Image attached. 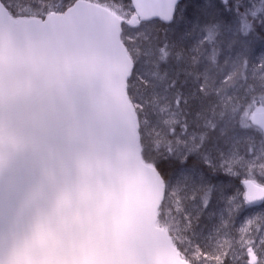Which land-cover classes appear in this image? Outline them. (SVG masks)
Masks as SVG:
<instances>
[{
    "label": "snow or ice",
    "instance_id": "6c2138e0",
    "mask_svg": "<svg viewBox=\"0 0 264 264\" xmlns=\"http://www.w3.org/2000/svg\"><path fill=\"white\" fill-rule=\"evenodd\" d=\"M59 17L102 53L87 119L138 143L179 264H264V0H0V32Z\"/></svg>",
    "mask_w": 264,
    "mask_h": 264
},
{
    "label": "water",
    "instance_id": "95a60500",
    "mask_svg": "<svg viewBox=\"0 0 264 264\" xmlns=\"http://www.w3.org/2000/svg\"><path fill=\"white\" fill-rule=\"evenodd\" d=\"M104 75L83 22L0 32V264H179L138 143L87 119Z\"/></svg>",
    "mask_w": 264,
    "mask_h": 264
},
{
    "label": "rangeland",
    "instance_id": "374dc122",
    "mask_svg": "<svg viewBox=\"0 0 264 264\" xmlns=\"http://www.w3.org/2000/svg\"><path fill=\"white\" fill-rule=\"evenodd\" d=\"M157 225L167 231V233L169 234L171 241L173 243L174 238L176 236V233H175L174 228H173V222L169 218L168 214L161 210V207H159V210H158ZM173 245H174V243H173Z\"/></svg>",
    "mask_w": 264,
    "mask_h": 264
},
{
    "label": "trees",
    "instance_id": "16d2710c",
    "mask_svg": "<svg viewBox=\"0 0 264 264\" xmlns=\"http://www.w3.org/2000/svg\"><path fill=\"white\" fill-rule=\"evenodd\" d=\"M27 3V0H25V4Z\"/></svg>",
    "mask_w": 264,
    "mask_h": 264
}]
</instances>
